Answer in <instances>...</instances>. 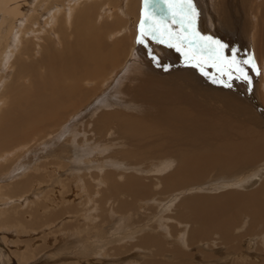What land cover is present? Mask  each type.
Listing matches in <instances>:
<instances>
[{
  "label": "bare ground",
  "instance_id": "6f19581e",
  "mask_svg": "<svg viewBox=\"0 0 264 264\" xmlns=\"http://www.w3.org/2000/svg\"><path fill=\"white\" fill-rule=\"evenodd\" d=\"M44 1L46 2L44 13L48 16L45 19H49V16H51L50 24L56 20L54 27L52 25L50 26L58 32L60 41L56 36L51 39V37L46 35L44 37L46 43L42 45L40 58L31 63L36 39L30 36L27 37V31L30 30L33 32L36 38L38 36L36 34L37 32H43L39 23L40 14L33 7H39L38 5L43 4ZM61 1L0 0V86L3 84V88L0 91V99L1 101L5 100L3 98L4 96L7 99V106L0 113V132L9 135L10 131H14L16 126L19 125L17 122L18 118L11 114L15 115V113L21 112V116H19L21 117L20 122H26L29 119V122L32 123L31 120H33L35 124L32 125H36V128H39V130L42 128V131H53L54 133L62 124V121L60 124H57L55 120L61 117L60 115L67 110V100L78 99L80 96L85 98V94H90L89 88L91 89L90 97L93 98L94 96L101 95L96 94L97 90L101 93L105 85L113 82L115 84L122 80L123 94L125 93L128 99L121 97L122 101L119 104L120 107H118L117 101H112L114 96L112 95L110 100L109 97H105L102 102L88 106V110L85 111V113L88 111L86 115L99 112L95 120L91 123V129L89 131H92L94 134L100 132L106 134V132L113 130L111 136L115 135L118 138H124L123 140L127 142V145L124 141L122 145L127 148L124 147L114 153H118L119 156H126L127 159H131L133 156L131 154L134 153V159L137 161L135 164L144 165L146 167L145 174L150 176L148 174L149 172H156V177L147 179L148 181L156 180L161 185L159 193H172L174 191H180V189H184L185 192L187 190L189 191L192 189L190 187L191 185L201 184L203 177L205 178V174L207 175L210 170H213L217 175L220 174L225 177H233L235 175L233 180L240 182L238 185L243 187L244 190L258 182V176L261 175V171H258V165H264V124L259 121L261 118L258 119V117H255L257 115L254 114L264 115V93L260 95V102L257 107L253 106V101L249 103L252 105H249L248 100L245 101L236 94L238 93L239 87L238 89L235 87L236 85L233 79L228 80L227 76H221L215 69L212 70L208 65L202 64L201 68L205 66L204 71L209 70L211 72L212 70V78L215 80H224L225 83H214V80L211 79L210 82L209 80H203L200 77L204 74L203 69L195 66L194 62H191L188 66L187 63L182 64L183 59L186 62L185 55L179 57V52L174 54L175 56H172V52H167V56L170 59L180 58V62L177 61L178 64L173 65L168 63L172 60H168V64L163 69H165V73L169 74L159 76L156 72L157 70H153V66L156 62L159 63L158 61L154 62V59L152 62V59H147L145 61L146 63L143 62L144 56L146 55V48L143 44L140 48L135 47L134 51H132L137 13H134L135 9L130 4L132 2L130 0H123L122 4L117 7V11L114 8L110 10L108 4L102 5L97 2L83 6V1L86 2L87 0H67L65 5L63 3H60L58 7L54 5ZM158 2L162 4L163 8H160L161 6L159 4L160 7L156 9L157 17L168 18L166 3L160 2V0ZM111 4L113 5L112 2H110ZM115 6L116 4L114 2L112 7ZM64 7L66 8L64 9ZM151 10L152 8L150 7L147 11L150 12ZM116 12V20L124 17L127 21L131 19V22L129 24L127 21L124 22L125 27H122V25L119 26L118 23L114 24L113 22L114 26L111 27L113 30L107 32V29L111 25L109 24L110 26H107L105 24L107 20L103 17L106 15L109 17L110 14L113 13L114 15ZM59 13L60 15L57 18ZM144 14L146 15L147 12H144ZM130 15L131 17H129ZM25 17L27 18V22L24 26H21L24 23ZM64 18L67 19V25L64 22ZM35 24L38 27H35ZM130 25L132 28H130ZM17 29L21 36H16ZM71 36L73 37L72 40L69 39ZM19 39H21L22 45L15 54V58H13L12 53L14 54L16 51L15 41ZM58 41L62 45L60 49L54 46ZM164 50L165 47L163 48V52ZM127 57H129L128 61L126 60ZM258 59L255 60L257 61L255 62V71L261 74V80H264V58L262 56L260 62H258ZM126 61L127 63L125 65ZM38 62H41V65L44 67L45 71L43 74L36 64ZM149 62L152 63L150 64ZM123 65L125 67L120 72V68ZM8 67L13 68L11 77L14 80H10L6 84L7 80L5 77L10 73ZM116 67H118V70H116ZM122 72V76L117 77ZM25 77H28L30 82V85L27 87L23 86L22 79ZM176 78L183 82H177ZM257 78L259 80V76ZM98 79L100 81L94 84V81ZM254 79L256 80V77L253 76ZM84 80L93 81V84L89 87H83ZM241 80L245 85L246 81ZM263 80L262 84L264 85ZM125 82L126 84L129 83V85L124 86ZM256 83L254 82V84ZM226 84H230L231 86L228 87ZM258 84L259 82L257 86ZM120 85L115 86L114 89L121 88ZM247 88L250 90L249 87ZM114 89H112L113 92ZM119 92H122L121 89ZM211 94L214 97L216 94V97H221L227 108H235L236 113L234 116L224 112L218 113L214 108L206 105L208 103L207 101H202L199 97L197 98V95L202 98L206 97L205 99L211 98ZM245 94L247 96V93H244V96ZM115 105H117V108L114 109ZM105 106H112L113 109H100ZM245 111H250V115H245ZM138 112L139 114H137ZM251 114L253 115L251 116ZM241 115L244 116L243 119L240 118ZM3 123H5V127L2 126ZM50 123L52 124L50 127H44V125ZM39 130H36L30 139H23V141L21 138L15 139L20 142L11 146V148L22 151L31 144V140L35 139L36 132ZM22 132H25V130H22ZM99 159L101 161V158ZM151 159L154 160L152 161L154 163H147ZM3 160L5 159L3 158ZM20 163H17L19 167L16 168L18 170L19 168L27 167L26 164L22 165ZM110 164H115L119 168V164L124 163ZM101 166H104L103 162ZM169 166L173 168L168 170ZM128 174L123 175L122 182L119 181L120 177L119 182L117 181L116 172L112 171L103 174L104 178L109 177L111 179L110 191L108 193L112 195L122 194L123 196V198L118 199L119 201L116 199L118 201L116 203V209L118 211H129L135 206V202L138 199L152 198L154 194L152 189L153 181L150 183L145 182L144 179L146 178L141 176V173H135L134 170L132 174ZM30 179L31 176L20 182L16 180L17 183L15 181V186L25 188L31 185L30 182L32 181ZM221 184L225 185V183ZM218 185L219 182L216 187ZM185 186L187 188H184ZM175 194L178 195V192ZM178 205L179 207L176 208V212L180 217L179 219L182 222L184 221V223H194L195 225V227L187 225L191 227V230L188 231V235L190 236L189 238L187 236V245H192L196 240L207 238V235L211 233H216L222 241H232L233 238H239L240 235H243V231L241 230H244V233L248 232L246 231V227L245 229H241L239 234L234 235V229L240 223L242 216H246V220L243 222L244 226L247 220L264 222V181L250 191L235 189L212 195L188 194L179 201ZM175 220L177 221V219ZM161 223H159V227ZM171 231V237L178 233L177 229H172ZM146 235L139 238L138 242L140 244H149L152 248V255L156 257L155 259L149 260L147 264H162L159 256L165 251L171 250L165 246V242L160 238V235L159 237H150V234ZM172 251L177 255L180 254L181 257L191 258V256L184 253H179L176 249ZM186 261L190 262L187 264H191L190 260Z\"/></svg>",
  "mask_w": 264,
  "mask_h": 264
},
{
  "label": "rangeland",
  "instance_id": "374dc122",
  "mask_svg": "<svg viewBox=\"0 0 264 264\" xmlns=\"http://www.w3.org/2000/svg\"><path fill=\"white\" fill-rule=\"evenodd\" d=\"M122 1L123 0H87L86 2L83 1V6H88L90 3L97 2L102 5L108 4L110 10L114 8L117 11V7L122 4ZM130 1H132L130 4H132L135 9L134 13H137V19L134 25L135 35L132 51H134L135 47L140 48L143 44L146 48V55L144 56L143 62L147 59H152L153 62V57H155L154 62L158 61L159 63H155L153 70H157L156 72L159 76L169 74L165 73L166 71L163 69L165 65L168 63L177 65V61L180 62V58L170 59L169 56H167V52H172V56H175L174 54L179 52V57H183L184 52L177 51L175 47H169L167 44H160L151 37H145V39H148L145 40L148 45L146 43H139V25L142 14L146 12L144 0ZM66 2L67 0H62L54 5L58 7L60 3L65 5ZM110 2H112L113 5L115 2L116 6L112 7L113 5H110ZM192 2L197 13L195 18L196 31L202 36H210L224 44L226 47L223 49V53L229 59H231L233 53H235L236 58L239 57L237 60L240 61L242 67L246 69L245 71L248 76L250 75L251 84L249 85L247 81L245 82V85L250 89L248 90L242 80L235 78L236 74L233 73L235 76H233L232 79L235 82V87H237V89L239 87V90H241L240 92L243 91L240 94L238 90L236 94L239 95L241 99L245 101L248 100V104L253 101V106L257 107L260 102V95L264 93V85L262 84L263 79L261 80V74L252 70L251 64H243L242 62L247 60L249 56L253 57L254 62H257L255 60H257L258 57V62H260L262 56L264 58V0H192ZM38 6L40 8H33L34 10L37 9V12L40 14L39 23L43 32H37L36 34L38 36L36 38L33 32L30 30L27 31V37L30 36L36 39L31 63L40 58L42 45L46 43L44 39L46 35L51 37V39L56 36L60 41V35L55 31V28L52 29L56 24V20L50 24L51 16H49V19H45L48 17L45 15L46 13H44L46 2L44 1L43 4ZM160 6V8H163L162 4H160ZM65 8L66 7H64V9ZM59 15L60 13L57 15V18ZM167 15L168 18H161L170 23L171 16L169 12ZM116 16L117 12L114 15L113 13L110 14L109 17H107V15L103 17L107 20L105 24L107 26L109 24L111 25H109L110 28L107 29V32L113 30L111 27L116 23H118L119 26L122 25V27H125L124 22L127 21L126 18L120 17L121 19L116 20ZM129 17H131V15ZM26 22L27 18L25 17L24 23L20 25L24 26ZM64 22H66L67 25L66 18H64ZM129 22H131V19L127 21L128 24ZM170 26L173 30H179L180 27L178 23L171 24ZM35 27H38V25L35 24ZM130 28H132L131 25ZM16 36H21V34L18 33V29L16 31ZM72 38V36L69 37L70 40H72ZM59 41L54 44L57 49H60L62 46ZM21 45V39L15 41L16 51L14 54L10 52L13 58H15V54L19 51ZM164 47L165 50L163 52ZM128 58L129 57L126 59L127 61ZM168 60L172 61L168 62ZM182 61V64L187 63V66L190 64V62H185L184 59ZM152 62L149 63L151 64ZM210 63L205 65L217 71V69L212 66V63ZM36 64L43 74L45 70L41 62ZM124 67L123 65V67L120 68V72ZM204 68L205 66L201 69H203L202 71L204 73L206 72L207 75H198L203 78V80H209V82L210 79L214 80V78L211 77L212 70L211 72L209 70L204 71ZM8 69H10V73L5 77L7 80L6 84L10 80H14L11 77L13 68L8 67ZM116 70H118V67H116ZM122 74L123 72L119 73L117 77L120 75L122 76ZM253 76L256 77V80H253ZM257 76H259V80H257ZM176 79L179 83L183 82L178 78ZM22 81L24 87L30 85L28 77L23 78ZM98 81L100 80L94 81V84L98 83ZM254 82H259L258 86L257 83L254 84ZM113 83L105 85L101 93L97 90L96 94L101 95L94 96L93 98L90 97L91 89L89 88L90 94H85V98L80 96L78 99L67 100V110L60 115L61 117L55 120V123L60 124L62 121V124L54 133L53 131H42V128L39 130V128H36V125H32L35 124L33 120H31L32 123L29 122V119L26 120L27 123L25 121L20 122L21 117L19 116H21V112L16 114L15 111V115L11 114L18 118L17 122L19 125L16 126V128L18 127V131L15 128V132L10 131L9 135L0 132L4 134H0V264H147L149 260L155 259L156 257L152 255V248L149 244H140L138 242V239L147 236L146 234H150V237H159L160 235V238L164 240L165 246L169 247V250L172 251L176 249L179 253L191 256V258H185V256L181 257L180 254L177 255L173 251H165L163 253L165 256L163 254L159 256L162 264L190 263L186 260H190L191 264H264V222L247 220L244 226L243 222L246 220V216H242V218H240V223L237 225L236 229H234V235L243 231V235H240L239 238L235 237L232 241H222L216 233H211L207 235V238L196 240L192 245H187V236L188 238L190 236L188 235V231L191 230V227H195V225L194 223L185 222V224L184 221L182 222L176 212V208L179 207V201L188 194L198 193L212 195L235 189L243 191L255 189L264 181V170H262L264 169V165H258V171H261V175L258 176V182L245 190L238 185L240 182L233 180L235 175H233V177H225L218 174V176L213 170H210L207 175L205 174V178L203 177L201 184L197 183L191 185L190 187H192V189L189 188L191 189L189 191L187 190L185 192L184 189L174 191L175 193L178 192V195L174 192L159 193L161 185L157 183L156 180H152V182L147 179L156 177V172H149L148 174H150V176L145 174L146 167L144 165L135 164L137 161L134 159V153L131 154L133 155V159H127L126 156H119L118 153H114L126 147L122 145V143L126 142L123 140L124 138H118V136L115 135L111 136L113 130L106 132V134L103 132L94 134L92 131H89L91 129V123L95 120L99 112L86 115L88 111L86 113L85 111L88 110V106H93L98 104V102H102L105 97H109L110 100L112 95L116 97L113 96L112 101H117L118 107H120L119 104L122 101L121 97L128 99L127 95H125V93L123 94L122 80L118 83ZM92 84L93 81L84 80L82 86L89 87ZM1 85L0 91L3 88V84ZM117 85H120L121 88L115 90L114 87ZM125 85H129V83L126 84L125 82L124 86ZM259 86H261V88H259ZM111 88L114 89V92ZM120 89L122 92H119ZM244 93H247V96L246 94L244 96ZM216 95L214 97V95L212 96L211 94V98L207 99H205L206 97L202 98L197 95V98L199 97L202 101H207L209 104L207 103L206 105L214 108L218 113L224 112L234 116L236 109H232L233 107L227 108L221 97H216ZM248 96L252 97L249 98ZM3 98L5 100L1 101L0 99V113L7 106L6 96ZM111 108L112 106H105L100 109L110 110ZM115 108H117V105H115L114 109ZM130 111H132V109H130ZM137 114H139V112ZM245 115H250V111H245ZM252 115L253 114H251V116ZM254 115H257L255 117H258V119L261 118L259 121L264 124V115L257 113ZM240 118L243 119L244 116L241 115ZM5 123L2 124L3 127H5ZM51 125V123L46 124L44 127H50ZM19 126H21V128H19ZM22 130H25V132H22ZM36 130L40 132H36L35 139H32L30 142L31 146L29 145L24 149L22 148V151L17 149L16 151L11 148V146L20 142L15 139L21 138L22 141L27 138L30 139ZM102 135H105L103 137H107L103 138ZM10 141L11 143H9ZM120 141L122 142L120 143ZM1 155L3 156L1 157ZM3 158L5 160H3ZM99 158H101V161ZM113 158L115 159L114 162ZM8 160L10 161L8 162ZM152 161L154 160L151 159L147 163L153 164L154 162ZM102 162L104 166H101ZM17 163L22 165L26 164L27 167L22 169L19 168L18 170V168H16L19 167ZM110 163L124 164H119V168H117L115 164L112 165ZM125 163L130 165H126ZM14 168H16V170H14ZM172 168V166H169L168 170ZM133 170L135 173H141L140 175L147 179H144L145 182L153 183L152 189L154 194H151L152 198L149 197L150 199H138L135 202V206L129 211H118L116 209V203L119 201L118 199L123 198V196L122 194L112 195L108 193L110 191L111 179L109 177L104 178L103 174L112 171L116 172L117 181L120 177L119 181L122 182L123 175H126V173L132 174ZM29 175L31 179L33 178L32 180L30 179V181H32L30 182L31 185L25 188L15 186L17 183L16 180L20 182L30 177ZM218 182L219 188L218 186L216 187ZM221 183H225V185ZM184 188L187 187L185 186ZM175 219H177V221ZM160 222L163 224L161 223L159 227ZM162 225L165 226L163 227ZM245 228L246 231H248L247 233L241 230ZM172 229H177V235H179L177 236L175 234V236L171 237ZM179 236L181 237L179 238Z\"/></svg>",
  "mask_w": 264,
  "mask_h": 264
},
{
  "label": "snow or ice",
  "instance_id": "6c2138e0",
  "mask_svg": "<svg viewBox=\"0 0 264 264\" xmlns=\"http://www.w3.org/2000/svg\"><path fill=\"white\" fill-rule=\"evenodd\" d=\"M167 5L171 16L170 23L157 17L156 9L159 8L158 0H144V8L147 14H142L139 25V43H146L145 37H151L160 44H167L175 47L177 51H183L186 62H195V66L211 62L221 76H227L228 80L233 78V73L237 79H243L251 84V77L248 76L241 62L237 60L235 53L231 59L226 57L223 49L226 47L218 40L210 36H202L195 29L196 9L192 0H160ZM152 7V10H147ZM178 23L179 30H173L171 24ZM155 59V57H153ZM243 64H251L256 70L253 57L249 56ZM207 75V73H204ZM214 83H225L224 80H215ZM230 87V84H226Z\"/></svg>",
  "mask_w": 264,
  "mask_h": 264
}]
</instances>
